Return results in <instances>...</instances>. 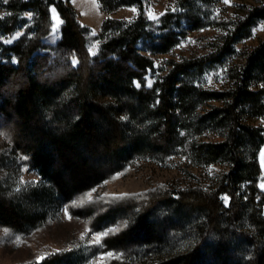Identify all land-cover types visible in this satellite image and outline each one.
<instances>
[{
	"label": "trees",
	"instance_id": "16d2710c",
	"mask_svg": "<svg viewBox=\"0 0 264 264\" xmlns=\"http://www.w3.org/2000/svg\"><path fill=\"white\" fill-rule=\"evenodd\" d=\"M202 1L176 0L177 12L161 17L160 29L166 31L156 36L146 0H100L108 11L138 4L140 13L133 20L107 19L98 36L100 53L93 56L91 29L66 0H10L7 14L0 18L5 37L13 34L21 12L32 11L34 23L14 44L2 42L5 54L11 55L0 58V119L11 146L0 150V169H10L18 155L24 158L20 164L38 168L48 185L16 189L1 180L0 225L27 229L53 206L95 187L136 159L165 161L183 154L195 166L226 168L211 185L153 189L116 207L137 206L139 213L136 225L110 238L127 243L140 235L142 225L143 241L153 243L157 236L149 217L158 205L169 203L177 216L189 219L191 246L176 253L157 252L146 260L125 252L104 264H264V190L259 187L264 127L250 122L264 116V39L232 68L227 89H205L189 76L219 62L235 51L236 42L251 36L264 19V0H256L231 23L217 51L172 61L171 69L151 87L145 77L154 58L143 53L139 43L169 51L177 42L170 18L176 17V24L185 19L195 28L217 24ZM52 5L65 22L61 40L47 45ZM47 46L51 53L43 51ZM245 246L246 257L231 251ZM75 256L62 252L21 264H78Z\"/></svg>",
	"mask_w": 264,
	"mask_h": 264
},
{
	"label": "rangeland",
	"instance_id": "374dc122",
	"mask_svg": "<svg viewBox=\"0 0 264 264\" xmlns=\"http://www.w3.org/2000/svg\"><path fill=\"white\" fill-rule=\"evenodd\" d=\"M74 6L82 24L91 29V41L89 50L95 51L96 56L100 53V39L98 36L103 31L107 19L133 20L140 13L138 4L123 5L114 11L106 10L100 0H66ZM256 3V0H203L206 8L215 24H208L195 28L187 20H181L176 24V17L170 18L171 28L175 32L176 44L169 51H154L145 41L139 43L141 51L154 58V67L146 74L147 85L153 86L155 82L163 77L172 67L174 60L181 61L185 58L195 59L217 51V46L222 43V37L228 32L231 23L244 15L246 7ZM10 0L7 3L0 0V18L8 11ZM147 14L149 11L156 15L155 35H160L166 30L160 29L161 17L168 11L176 13L178 6L176 0H146ZM135 8L137 11H131ZM53 9L55 12H53ZM51 15H56L62 23L58 29L44 38V43L54 45L63 36V25L65 19L55 5L51 6ZM149 16V15H148ZM18 26L13 34L5 37L0 31V58L8 59L4 46L17 42L28 28L34 23V13L24 11L18 14ZM57 23L53 19V26ZM53 29V28H52ZM94 32V34H93ZM264 39V19L255 25L252 34L248 38L235 43V51L226 55L222 60L206 64L193 71L189 76L198 85L205 89L224 90L232 83V68L241 64L245 59V52L250 50ZM51 53L47 46L44 50ZM76 60V59H75ZM13 61L17 59L13 57ZM77 61V60H76ZM209 103L218 104L217 101ZM251 123L264 127V116L250 120ZM0 119V150H9L11 144L8 135L3 129ZM207 137H213L208 134ZM264 144L259 153L262 166V174L259 177V187L264 184ZM15 165L10 169H0L1 180L11 183L16 189H33L37 186H47L48 180L35 166L20 164L24 158L15 157ZM19 162V166L16 162ZM226 168L222 164H208L204 166L192 165L186 155H174L165 161H157L147 158H139L125 170L119 171L108 179L101 181L95 187L78 193L75 197L62 203L60 206L46 212L27 229L0 225V264H21L41 262L56 253H72L76 255L78 264H104L114 257H119L129 252L132 259L146 260L157 254V252H181L188 249L193 243L194 233L189 219L183 220L181 215L177 216L169 203H161L151 213L149 221L153 223L154 235L157 237L153 243L143 241V233L135 235L127 242H116L110 236L117 235L121 231L136 225L135 221L139 213V207L132 206L125 209H116L131 200H138L148 191L159 188H175L192 184L211 185L218 174ZM227 203L230 198L224 196ZM68 209L65 214L64 209ZM105 214L102 218L99 215ZM71 216V219L68 216ZM184 216V215H183ZM108 232L99 243L95 242V236ZM83 237V238H82ZM109 237V238H108ZM230 243V242H229ZM236 257H246L248 247L233 248ZM111 254V255H109ZM44 257V259H40Z\"/></svg>",
	"mask_w": 264,
	"mask_h": 264
},
{
	"label": "snow or ice",
	"instance_id": "6c2138e0",
	"mask_svg": "<svg viewBox=\"0 0 264 264\" xmlns=\"http://www.w3.org/2000/svg\"><path fill=\"white\" fill-rule=\"evenodd\" d=\"M4 2L7 3V0H4ZM229 2H230V0H224V3H226V4L229 3ZM131 11L136 12L137 10L135 8H132ZM53 12H55L54 9H53ZM148 15L152 19H156L157 18L156 15L153 12H151V11H149ZM53 19L55 21H57V23L53 26V29H52L53 33L55 34L57 29H58L59 23H62V21H60L59 17L56 16V15L53 16ZM93 34H94V32H93ZM90 51L92 52L93 55H95V51L94 50L90 49ZM75 63H77V61L74 59L73 60V64H75ZM149 86H150V82H149ZM261 156H262V160H264V153H262ZM261 187L264 188V184H262ZM64 212H65V214H68V209L65 208ZM68 218L71 219V216L69 215ZM108 234H109L108 232L97 234L95 236V242L99 243L101 241L102 237L106 236ZM109 255H111V254H109ZM40 259H44V257H40Z\"/></svg>",
	"mask_w": 264,
	"mask_h": 264
}]
</instances>
